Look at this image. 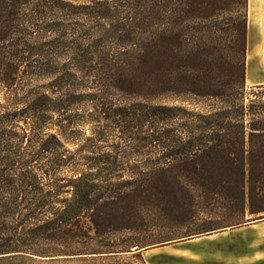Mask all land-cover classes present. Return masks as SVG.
<instances>
[{
  "label": "trees",
  "instance_id": "16d2710c",
  "mask_svg": "<svg viewBox=\"0 0 264 264\" xmlns=\"http://www.w3.org/2000/svg\"><path fill=\"white\" fill-rule=\"evenodd\" d=\"M248 11L0 0V264L143 260L192 223L186 237L264 221Z\"/></svg>",
  "mask_w": 264,
  "mask_h": 264
},
{
  "label": "rangeland",
  "instance_id": "374dc122",
  "mask_svg": "<svg viewBox=\"0 0 264 264\" xmlns=\"http://www.w3.org/2000/svg\"><path fill=\"white\" fill-rule=\"evenodd\" d=\"M67 19H70L72 24L76 23V19ZM224 19L225 17H221L218 21ZM253 44L250 42L251 53L247 59L248 89H251L254 83L264 80V61H262L264 47L262 42ZM84 131L86 135L91 133L90 127H86ZM197 225L198 223H192L171 232L168 237L167 234L163 235L162 238L171 240L145 249L143 260L133 256H123L105 262L78 264H264V221L247 224L239 229L220 230L200 237H186L189 231L194 232L197 229ZM2 264L35 263L28 260H13Z\"/></svg>",
  "mask_w": 264,
  "mask_h": 264
},
{
  "label": "crops",
  "instance_id": "0c3cea01",
  "mask_svg": "<svg viewBox=\"0 0 264 264\" xmlns=\"http://www.w3.org/2000/svg\"><path fill=\"white\" fill-rule=\"evenodd\" d=\"M250 42L252 43V45H254L253 43L256 42H262V45L264 47V0H249L247 59L248 55L251 53ZM253 56H255L254 53ZM262 61H264V49ZM253 85H264V80L259 83H254Z\"/></svg>",
  "mask_w": 264,
  "mask_h": 264
}]
</instances>
